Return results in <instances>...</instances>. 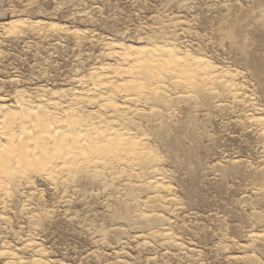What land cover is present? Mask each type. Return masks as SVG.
<instances>
[{
    "label": "rangeland",
    "instance_id": "1",
    "mask_svg": "<svg viewBox=\"0 0 264 264\" xmlns=\"http://www.w3.org/2000/svg\"><path fill=\"white\" fill-rule=\"evenodd\" d=\"M166 44L217 84L188 100L149 86L130 105L141 115L121 125L148 152L135 170L35 172L0 192V264H264V0H0V105L78 99L111 121L98 97L137 93L86 86L121 83L117 46ZM153 171L167 190L147 185Z\"/></svg>",
    "mask_w": 264,
    "mask_h": 264
},
{
    "label": "bare ground",
    "instance_id": "2",
    "mask_svg": "<svg viewBox=\"0 0 264 264\" xmlns=\"http://www.w3.org/2000/svg\"><path fill=\"white\" fill-rule=\"evenodd\" d=\"M116 49L119 50L117 57L124 64L123 68L114 71L121 76V83L103 78L93 80L86 86L92 95H102L111 90L117 92L120 88L137 93H123V106H117L110 97H98L94 100L98 107L101 106L109 112L108 118L111 121L95 116V119H92L91 112L87 113L90 115H86V118L83 117V111L78 112L80 110L74 107L80 106L78 99L77 104L71 103L70 100V104L65 105V102L58 101L57 97V102H51L53 98L49 97L48 100H41L39 105H33L28 97L18 94L15 96V105H0V192L9 191L16 181L27 182L29 174L35 172L52 179V174L59 170V173L66 174L68 178L77 171L76 169L84 168L92 177L101 180L103 172L111 168L123 171L131 167L135 170L148 158V152L146 154L143 149L144 142L142 144L139 137L130 134L121 125L132 119L130 114H133V117L141 115V110L131 111L130 105L136 106L142 100H147L152 95L149 86L157 96L158 93L162 95L161 92L166 89L167 83L173 84L184 90L188 100L199 87V82L203 81V86L209 88L218 82L216 79L217 82L215 80L212 84L215 79L212 78L211 81L213 66L211 67L208 61L198 56L182 55L171 44L134 49L122 45ZM78 83L83 82L79 80ZM197 91L199 89L195 92ZM83 99L79 98L84 101ZM84 102L80 103L81 106ZM85 104L88 105L87 101ZM132 121L127 124H132ZM153 172L152 174L155 173ZM158 175H152L147 185L157 192L167 190L166 184ZM64 179L61 182L58 180L59 183L67 180ZM169 238L170 236L165 234V239Z\"/></svg>",
    "mask_w": 264,
    "mask_h": 264
}]
</instances>
